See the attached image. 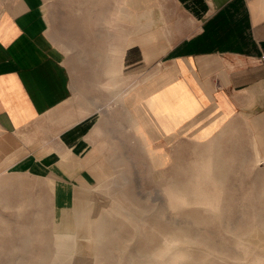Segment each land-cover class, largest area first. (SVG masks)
Listing matches in <instances>:
<instances>
[{
    "label": "rangeland",
    "instance_id": "rangeland-1",
    "mask_svg": "<svg viewBox=\"0 0 264 264\" xmlns=\"http://www.w3.org/2000/svg\"><path fill=\"white\" fill-rule=\"evenodd\" d=\"M18 1L0 0V29L3 10ZM42 1L47 33L64 52L70 93L32 136L34 146L47 140L40 154L11 169L0 165V264H61L58 232L76 234L71 264H264V149L255 135L261 116L238 113L205 137L147 138L128 97L162 71L155 73L157 63L155 70L125 71L136 69L127 58L123 68L138 35L119 15L128 0ZM159 2L155 24L167 35L176 17L186 20L175 0ZM151 149L167 161L155 165ZM87 150L104 161L103 177L85 169ZM69 152L81 162L62 172ZM86 172L97 189V212L87 222L72 188Z\"/></svg>",
    "mask_w": 264,
    "mask_h": 264
},
{
    "label": "crops",
    "instance_id": "crops-1",
    "mask_svg": "<svg viewBox=\"0 0 264 264\" xmlns=\"http://www.w3.org/2000/svg\"><path fill=\"white\" fill-rule=\"evenodd\" d=\"M175 2L186 22L176 17L168 37L155 24L159 0H128V6L119 8L120 16L134 22L132 34H138L130 39L123 62L124 68L127 58V66L136 69L124 70L148 66L155 70L157 63L155 73L162 71L128 97L146 137L167 141L180 133L205 137L228 118L246 113L261 116L255 121V135L264 149V0ZM41 4L42 0H19L3 10L7 17L0 29V165L5 163L4 169L40 154L47 140L42 136L34 146L32 136L43 116L70 93L64 52L47 33ZM147 5L149 11H144ZM145 19H153V24L137 28L136 23ZM150 154L155 165L168 159L166 153L152 149ZM89 157L90 151L82 162L92 168L96 156L93 161Z\"/></svg>",
    "mask_w": 264,
    "mask_h": 264
},
{
    "label": "bare ground",
    "instance_id": "bare-ground-1",
    "mask_svg": "<svg viewBox=\"0 0 264 264\" xmlns=\"http://www.w3.org/2000/svg\"><path fill=\"white\" fill-rule=\"evenodd\" d=\"M132 4H136V1H133L132 2ZM117 11V10H116ZM122 11H123V9H122ZM144 11H149V7H148V5H147V7L145 8V10ZM153 19H145V20H141V21H138L137 23H136V26H137V28H146V27H148L149 25L151 26L152 24H153ZM140 45V44H139ZM147 46H149V45H147ZM141 47V46H140ZM120 49V48H119ZM142 50V49H141ZM119 51H121V50H119ZM144 58V57H143ZM135 68V67H134ZM168 74V73H167ZM170 76V75H169ZM167 77V76H166ZM165 78V77H164ZM168 78H170V77H168ZM169 80V79H168ZM174 80V79H173ZM175 81V80H174ZM161 83V82H160ZM186 84H188V83H186ZM169 85V84H168ZM171 85V84H170ZM167 86V85H166ZM164 88V87H163ZM184 88V87H183ZM194 97H196V96H194ZM165 98V97H164ZM193 98V97H192ZM143 99V98H142ZM195 99V98H194ZM145 100V99H144ZM179 101H180V99H179ZM183 101V100H182ZM141 103V102H140ZM138 105V104H137ZM141 105V104H140ZM142 106V105H141ZM137 107V106H136ZM185 107V106H184ZM150 112V111H149ZM199 112V111H198ZM147 113V112H146ZM148 114V113H147ZM151 114V113H150ZM140 115H141V113H140ZM144 115V114H143ZM148 117V116H147ZM193 117V116H192ZM149 118V117H148ZM146 119V118H145ZM193 121V120H192ZM147 122V121H146ZM149 123V122H148ZM149 125H150V123H149ZM147 127V126H146ZM149 127V126H148ZM151 127V126H150ZM213 127H214V125H213ZM213 127H211V128H213ZM146 129V128H145ZM149 129V128H148ZM150 130V129H149ZM203 131V130H202ZM150 132V131H149ZM150 136V135H149ZM156 136V135H155ZM20 139V138H19ZM82 145H83V143H82ZM84 145H86V144H84ZM82 147V146H81ZM80 147V148H81ZM79 148V149H80ZM84 148V147H83ZM82 148V149H83ZM87 148H88V146H87ZM86 148V149H87ZM91 148V147H90ZM84 150V149H83ZM14 152H16V153H14V154H17V152L18 151H14ZM71 152V151H70ZM69 152V153H70ZM76 152V151H75ZM80 152V151H79ZM82 152V151H81ZM87 152H88V150H87ZM83 153V152H82ZM80 155H82V154H80ZM11 156V155H10ZM96 156V152H94V153H92V158H88L90 161H93V158ZM97 156H99V154L97 155ZM84 157V156H83ZM81 157H78V155L77 154H75V153H70L68 156H67V158H66V161L65 162H62L61 163V167H60V169H61V171L62 172H64V171H66V170H69L74 164H76V163H79V162H81L79 159H80ZM100 162V164H102V163H104V161H100V160H98V157H97V159H96V162ZM95 161H94V163H93V165L91 166L92 168H94L96 171H97V174H98V177H103V175L102 174H100V172H102V173H104L105 174V171L107 170V168H106V166H105V163L103 164V166L101 167V169H99V166H97V163H96ZM85 163V162H84ZM30 164V163H29ZM86 165V167H85V169H87V168H89V166H88V162L86 161V163H85ZM75 167V166H74ZM90 170H92L91 168L88 170V171H90ZM55 171V170H54ZM57 172V171H56ZM58 173V172H57ZM80 174H81V172H80ZM81 176V175H80ZM92 178H94V177H92ZM46 180H47V182H49L50 183V185L52 186V188L55 190V192H56V194L58 195L60 192L58 191V190H60L61 188H60V186L58 185V183H57V180H56V177L55 176H53V175H51V174H48V175H46ZM91 180H93V179H91L90 177H88L87 176V172H86V175H82V181H81V184H75V185H73V191L75 192V194H76V197H77V200H75L74 201V204L76 205L77 203L78 204H82V207H84V212H82V213H80V214H82L81 216H83V221H89V220H91V217L94 215V214H96V208H93V206H94V203H95V198L97 197V195H95L96 193H93L94 192V190L96 191L97 189H95V187H94V185H92V183H94V181H91ZM73 184V183H72ZM95 184V183H94ZM62 191H64V190H62ZM61 194V193H60ZM96 196V197H95ZM58 197V196H57ZM64 197V196H63ZM99 197V196H98ZM58 203H59V199H58ZM79 217V216H78ZM91 224V223H90ZM89 224V225H90ZM90 227V226H89ZM74 230V229H73ZM89 230H90V228H89ZM87 233L89 234V231H87ZM91 234V233H90ZM90 234L88 235V237L87 238H90L91 239V237H90ZM92 236V235H91ZM55 241V240H54ZM90 241H92V239L91 240H89V241H87V242H90ZM78 243V240H77V237H76V234L75 233H69V234H65V233H56V245H57V251H58V253H59V255L61 256V264H71L75 259H74V257H76L75 255H74V251H76L75 249H76V246L78 245L77 244ZM86 247H87V245H86ZM85 247V248H86ZM54 250H55V248H54ZM58 255V256H59ZM78 256V255H77ZM57 257H55V259H56ZM54 259V260H55ZM78 259V258H77ZM76 261V260H75ZM56 262H58V259H57V261H55V263ZM50 264H51V262H50Z\"/></svg>",
    "mask_w": 264,
    "mask_h": 264
}]
</instances>
